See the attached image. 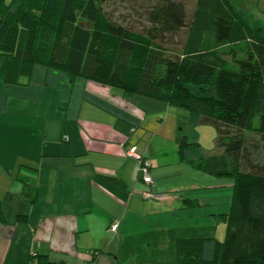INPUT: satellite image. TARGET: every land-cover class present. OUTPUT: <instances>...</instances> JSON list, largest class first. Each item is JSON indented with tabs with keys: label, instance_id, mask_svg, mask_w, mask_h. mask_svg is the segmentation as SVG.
<instances>
[{
	"label": "crops",
	"instance_id": "0c3cea01",
	"mask_svg": "<svg viewBox=\"0 0 264 264\" xmlns=\"http://www.w3.org/2000/svg\"><path fill=\"white\" fill-rule=\"evenodd\" d=\"M9 60L0 54V264H177V239L225 238L235 180L224 126L120 89L98 96L91 79L43 65L10 83ZM183 134L195 145L181 153ZM133 145L153 185L125 155ZM202 158L205 169L192 164Z\"/></svg>",
	"mask_w": 264,
	"mask_h": 264
},
{
	"label": "trees",
	"instance_id": "16d2710c",
	"mask_svg": "<svg viewBox=\"0 0 264 264\" xmlns=\"http://www.w3.org/2000/svg\"><path fill=\"white\" fill-rule=\"evenodd\" d=\"M106 1L0 0V54L10 59L7 82L29 78L43 65L236 129H221L219 136L235 180L231 211L219 215L227 223L226 236L177 239V264H264V174L241 169L244 132L264 135V22H255L238 0H198L183 54L175 59L149 44L187 26L186 6L159 0L149 12L150 39L137 64L134 34L105 15ZM242 43L248 44L245 56L235 47ZM194 145L183 134L180 152ZM192 164L205 169L206 163L202 158ZM185 204L198 206L191 199Z\"/></svg>",
	"mask_w": 264,
	"mask_h": 264
},
{
	"label": "rangeland",
	"instance_id": "374dc122",
	"mask_svg": "<svg viewBox=\"0 0 264 264\" xmlns=\"http://www.w3.org/2000/svg\"><path fill=\"white\" fill-rule=\"evenodd\" d=\"M159 0H107L104 3V13L112 21L128 28L138 43V51L135 57L136 63L142 62V50L149 38L148 31L151 27L149 22V12L151 8ZM186 6L187 26L177 32L162 35L158 40L152 41L149 45L165 50L167 55L172 58H180L188 39L190 23L193 19L198 0H179ZM244 9H246L253 17L254 21L264 22V0H238ZM263 21V22H261ZM259 25V24H258ZM151 41V40H150ZM239 51V55L245 56L248 49L247 43L235 46ZM227 49L228 47H224ZM97 81H90L91 91L98 96H104L111 91H119V88L107 85L105 89L97 86ZM101 84V83H100ZM104 85V84H102ZM259 120L256 119L258 124ZM224 133L235 132L236 129L224 126ZM245 149L241 160V169L244 172H254L264 174V135L253 131H245Z\"/></svg>",
	"mask_w": 264,
	"mask_h": 264
},
{
	"label": "built area",
	"instance_id": "2783aa9c",
	"mask_svg": "<svg viewBox=\"0 0 264 264\" xmlns=\"http://www.w3.org/2000/svg\"><path fill=\"white\" fill-rule=\"evenodd\" d=\"M68 138V137H67ZM125 155L127 156H133L135 157L139 162V169L143 173V180L148 185H153L154 181L150 174L149 169L151 168V162L148 158H146L144 155H142L138 151V147L133 145L129 147V149L125 152ZM146 198H156L157 194L153 191H144L142 193ZM119 222L114 223L110 230L113 232H117L119 230Z\"/></svg>",
	"mask_w": 264,
	"mask_h": 264
}]
</instances>
